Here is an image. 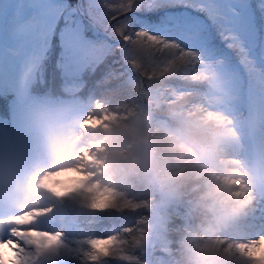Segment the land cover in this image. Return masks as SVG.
<instances>
[{"label": "clouds", "instance_id": "obj_1", "mask_svg": "<svg viewBox=\"0 0 264 264\" xmlns=\"http://www.w3.org/2000/svg\"><path fill=\"white\" fill-rule=\"evenodd\" d=\"M144 7L17 6L0 46V264H264V44L218 24L233 65L134 31L127 14ZM199 10L237 15L215 0ZM62 18L82 28L74 53L107 46L127 74L70 84L61 41L62 82L46 86Z\"/></svg>", "mask_w": 264, "mask_h": 264}, {"label": "trees", "instance_id": "obj_2", "mask_svg": "<svg viewBox=\"0 0 264 264\" xmlns=\"http://www.w3.org/2000/svg\"><path fill=\"white\" fill-rule=\"evenodd\" d=\"M172 0H166L157 5L152 11L134 10L127 15L130 18V27L135 30L148 31H163L174 32L173 29H179L180 33L193 30L195 27H200L199 40L206 41L208 46H221L218 36H215L216 23L209 19L208 15L199 13L198 10H193L190 4L184 5V2L172 3ZM253 1V0H252ZM70 6L75 7L80 0H62ZM197 2V1H196ZM256 19V18H255ZM258 24L257 20L254 21ZM203 25V26H202ZM63 28V31L60 29ZM180 35L179 32L175 31ZM82 28L78 27L71 20H60V27L57 28V36L53 40L52 50L46 62L45 84L54 89H58L61 84V71L57 69V59L62 51L60 42L63 40L77 38L81 41ZM176 34L177 36H179ZM175 35V36H176ZM184 43V41H180ZM67 50V59L65 64L67 71L65 79L68 83H78L82 77L91 86L95 81L101 80L109 76L111 73L119 75L120 73L127 74V69L123 66V61L120 59V53L116 52L114 55L107 48L101 47L90 55L75 54L73 49L64 43ZM235 61V60H234ZM120 81L113 80L112 86L119 84ZM171 83L179 84V81H172ZM195 89L196 86H189ZM127 95V92L124 93ZM3 101H0V114H3ZM0 124L3 126L2 122ZM121 217L105 218L101 229L108 228L112 223H119Z\"/></svg>", "mask_w": 264, "mask_h": 264}, {"label": "rangeland", "instance_id": "obj_3", "mask_svg": "<svg viewBox=\"0 0 264 264\" xmlns=\"http://www.w3.org/2000/svg\"><path fill=\"white\" fill-rule=\"evenodd\" d=\"M163 1L166 0H146V7L141 8V10L150 12L157 5H161ZM181 1L184 2V5L190 4L193 10H198L199 13L205 14V12L199 10V6L206 4L207 0H172L171 2L180 3ZM41 2H43V0H0V46H2L3 44L6 27L16 14L17 6H27L30 4L34 5ZM215 2L223 6L233 7L237 13V15L228 13V22H217L216 24L215 36H218V40L221 42L222 47H211L207 45L206 41H200L198 38L199 31L201 30L200 27H195L193 30L184 33H180L179 29H173V33L166 32V29H164L163 31H148L145 29V31H148L150 34L153 35H158L170 40H175L181 45V47L185 49H207L208 51L216 55L227 56L232 60L233 65H236V57L223 42L222 37L217 30V25L222 24L223 27L232 29L234 33L241 34L246 39L250 38L253 42L256 43L257 51H259V46L264 44V8L261 7V5H264V0H215ZM33 11L34 9L25 7L22 11L21 18L26 19L28 16L31 15ZM255 20H257L258 24L254 22ZM175 31L179 32L180 35ZM176 34H178L179 36H177ZM77 41L80 40L77 38H71L63 40V44L65 43L73 49V46L76 44ZM180 41H184V43H181ZM243 90L246 97H249L254 102L259 103L260 93L258 84L249 83V81L245 79L243 84ZM3 131L4 128L0 124V138H2L3 136Z\"/></svg>", "mask_w": 264, "mask_h": 264}]
</instances>
